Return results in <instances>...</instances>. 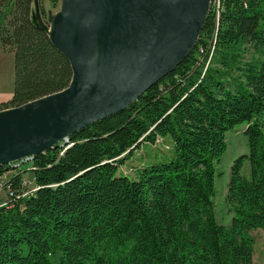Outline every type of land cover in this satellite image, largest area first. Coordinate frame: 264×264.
I'll return each mask as SVG.
<instances>
[{
	"label": "trees",
	"instance_id": "1",
	"mask_svg": "<svg viewBox=\"0 0 264 264\" xmlns=\"http://www.w3.org/2000/svg\"><path fill=\"white\" fill-rule=\"evenodd\" d=\"M32 5L0 0V46L14 54L15 74L13 99L0 111L72 81L69 60L33 22ZM212 5L195 49L174 72L126 110L28 162L36 192H20L25 163L0 168L8 201L0 207V264H254L250 232L264 230V0ZM249 50L261 58L246 62ZM209 59L218 68L205 69ZM243 125L248 152L233 163V217L224 224L217 165L228 134ZM159 137L173 141L171 158L135 178L118 174Z\"/></svg>",
	"mask_w": 264,
	"mask_h": 264
},
{
	"label": "water",
	"instance_id": "2",
	"mask_svg": "<svg viewBox=\"0 0 264 264\" xmlns=\"http://www.w3.org/2000/svg\"><path fill=\"white\" fill-rule=\"evenodd\" d=\"M60 2L44 19L36 0L32 20L69 60L72 81L0 111V168L67 146L72 135L126 110L193 52L213 0Z\"/></svg>",
	"mask_w": 264,
	"mask_h": 264
},
{
	"label": "rangeland",
	"instance_id": "3",
	"mask_svg": "<svg viewBox=\"0 0 264 264\" xmlns=\"http://www.w3.org/2000/svg\"><path fill=\"white\" fill-rule=\"evenodd\" d=\"M60 0L57 1L55 7L51 0H39V4L42 10L49 13V16L54 15L60 9ZM213 3V2H212ZM36 0H33L32 5V17L35 19ZM213 6V5H212ZM43 15V14H42ZM46 15V14H45ZM46 19V16H43ZM45 24L47 20H44ZM0 49L2 47L0 46ZM3 50V49H2ZM259 53L249 50L245 55V61H251L254 59H260ZM263 58V56H262ZM12 54L5 55L0 53V90L9 91L12 84L11 74L14 78V71L12 72ZM204 59H202V62ZM218 68L217 64H214L211 59L205 62V69ZM234 76H239L235 74ZM231 80V79H230ZM232 81V80H231ZM11 109V107L9 108ZM6 110V109H5ZM247 125L239 126L233 132H230L227 137L228 148L225 155L222 157L220 163L217 165L216 176V213L218 218L224 224H229L232 220V214L229 211L227 204V197L229 193V182L231 177V169L235 159L241 154L248 152V140L244 134ZM174 154V143L170 137H159L155 144H143L141 149L135 151L131 158L125 162L123 166L119 168V175L127 176L129 178L137 177V173L142 169L154 162L163 161L171 158ZM32 164L25 163L22 170H25V180L31 182L33 180V174L31 172ZM244 174H248V167L245 168ZM12 173L5 175L6 178L11 176ZM37 191V190H36ZM35 191V192H36ZM7 191L4 185L0 181V207L7 205ZM250 236L254 241V264H264V230H254L250 232Z\"/></svg>",
	"mask_w": 264,
	"mask_h": 264
},
{
	"label": "crops",
	"instance_id": "4",
	"mask_svg": "<svg viewBox=\"0 0 264 264\" xmlns=\"http://www.w3.org/2000/svg\"><path fill=\"white\" fill-rule=\"evenodd\" d=\"M0 53L5 54V55H9L12 54V63H11V68H12V72L14 71V54L10 53L8 51L2 50L0 49ZM15 77V74H14ZM11 78H12V84L13 86L11 87V89L9 91L6 90H0V104L2 103H9L12 99H13V95H14V78L11 74Z\"/></svg>",
	"mask_w": 264,
	"mask_h": 264
},
{
	"label": "built area",
	"instance_id": "5",
	"mask_svg": "<svg viewBox=\"0 0 264 264\" xmlns=\"http://www.w3.org/2000/svg\"><path fill=\"white\" fill-rule=\"evenodd\" d=\"M37 190L36 184H35V177L33 176V180L31 182L24 180L20 187V192L23 195V197H27L30 194L34 193ZM10 195H13L12 190L9 191Z\"/></svg>",
	"mask_w": 264,
	"mask_h": 264
},
{
	"label": "bare ground",
	"instance_id": "6",
	"mask_svg": "<svg viewBox=\"0 0 264 264\" xmlns=\"http://www.w3.org/2000/svg\"><path fill=\"white\" fill-rule=\"evenodd\" d=\"M99 45V43L96 44V47Z\"/></svg>",
	"mask_w": 264,
	"mask_h": 264
}]
</instances>
